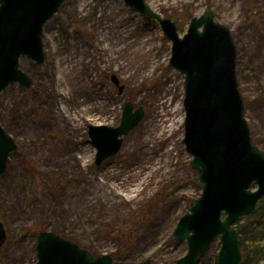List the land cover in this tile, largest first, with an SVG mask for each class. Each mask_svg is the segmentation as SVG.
<instances>
[{
  "label": "rangeland",
  "instance_id": "obj_1",
  "mask_svg": "<svg viewBox=\"0 0 264 264\" xmlns=\"http://www.w3.org/2000/svg\"><path fill=\"white\" fill-rule=\"evenodd\" d=\"M145 1L180 35L205 9L230 29L244 116L264 152V0ZM42 42V63L19 59L31 85L0 91V124L16 142L0 175L7 233L0 264H35L41 230L92 255L108 253L115 264H176L186 243L173 229L202 183L183 142L184 79L168 64L170 40L123 0H65L45 22ZM126 101L144 115L118 152L96 165L87 125H118ZM128 182L140 184L137 191ZM219 246L216 237L197 264H216Z\"/></svg>",
  "mask_w": 264,
  "mask_h": 264
},
{
  "label": "water",
  "instance_id": "obj_2",
  "mask_svg": "<svg viewBox=\"0 0 264 264\" xmlns=\"http://www.w3.org/2000/svg\"><path fill=\"white\" fill-rule=\"evenodd\" d=\"M64 0H0V91L9 83L31 85L19 67L26 56L44 60V23ZM133 10L158 21L171 43L169 66L183 74L184 137L190 165L198 171L200 194L176 222L173 236L186 241L176 264H197L210 242L220 238L216 264H240L239 232L234 223L255 212L264 197V152L254 144L244 116L236 77V45L230 29L216 21L211 10L191 17L180 35L176 22L153 10L145 0H123ZM112 81L119 84L114 74ZM142 106H123L116 126L88 123L96 165L114 155L127 134L143 117ZM15 139L0 124V174L6 168ZM255 186V187H254ZM4 229L0 222V245ZM35 264H114L108 253L92 255L77 242L51 230L38 232ZM136 264H155L149 258Z\"/></svg>",
  "mask_w": 264,
  "mask_h": 264
},
{
  "label": "trees",
  "instance_id": "obj_3",
  "mask_svg": "<svg viewBox=\"0 0 264 264\" xmlns=\"http://www.w3.org/2000/svg\"><path fill=\"white\" fill-rule=\"evenodd\" d=\"M241 218L244 220L236 226L243 252L240 264H259L264 260V197L258 201L253 214Z\"/></svg>",
  "mask_w": 264,
  "mask_h": 264
},
{
  "label": "bare ground",
  "instance_id": "obj_4",
  "mask_svg": "<svg viewBox=\"0 0 264 264\" xmlns=\"http://www.w3.org/2000/svg\"><path fill=\"white\" fill-rule=\"evenodd\" d=\"M157 115H161V113H158ZM158 117H159V116H158ZM141 176H143V173L140 174V180H142V179H141ZM118 184H121V183H118ZM125 184H126V187H127V188L132 189L134 192L137 191V187L140 185V184H137V183L132 184V183H130V182L125 183ZM125 184H123V186H124ZM116 185H117V184H115V187H116ZM133 185H135V186H133ZM118 187H119V186H118ZM118 194H119L120 196H123V194L120 193V192H118Z\"/></svg>",
  "mask_w": 264,
  "mask_h": 264
},
{
  "label": "flooded vegetation",
  "instance_id": "obj_5",
  "mask_svg": "<svg viewBox=\"0 0 264 264\" xmlns=\"http://www.w3.org/2000/svg\"><path fill=\"white\" fill-rule=\"evenodd\" d=\"M1 221V220H0ZM2 226H3V224H2ZM4 227V226H3ZM6 237H7V233H6V229H5V227H4V241H5V239H6ZM3 241V242H4ZM2 245V244H1Z\"/></svg>",
  "mask_w": 264,
  "mask_h": 264
}]
</instances>
